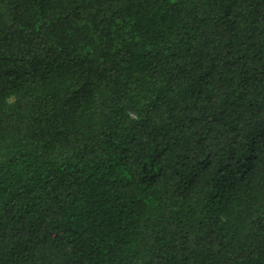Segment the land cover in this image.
Masks as SVG:
<instances>
[{
	"label": "trees",
	"instance_id": "1",
	"mask_svg": "<svg viewBox=\"0 0 264 264\" xmlns=\"http://www.w3.org/2000/svg\"><path fill=\"white\" fill-rule=\"evenodd\" d=\"M0 264H264V0H0Z\"/></svg>",
	"mask_w": 264,
	"mask_h": 264
}]
</instances>
